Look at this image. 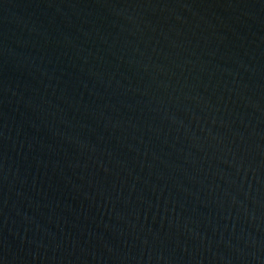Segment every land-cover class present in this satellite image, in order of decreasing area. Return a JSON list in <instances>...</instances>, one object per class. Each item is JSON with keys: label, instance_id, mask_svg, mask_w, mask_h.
I'll list each match as a JSON object with an SVG mask.
<instances>
[{"label": "water", "instance_id": "1", "mask_svg": "<svg viewBox=\"0 0 264 264\" xmlns=\"http://www.w3.org/2000/svg\"><path fill=\"white\" fill-rule=\"evenodd\" d=\"M0 264H264V0H0Z\"/></svg>", "mask_w": 264, "mask_h": 264}]
</instances>
